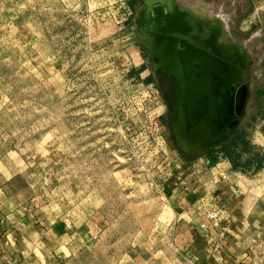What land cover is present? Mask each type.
I'll use <instances>...</instances> for the list:
<instances>
[{"label": "rangeland", "instance_id": "rangeland-1", "mask_svg": "<svg viewBox=\"0 0 264 264\" xmlns=\"http://www.w3.org/2000/svg\"><path fill=\"white\" fill-rule=\"evenodd\" d=\"M120 1L89 0L86 8L98 12L93 17L83 1L78 14L70 0L0 6V180L14 173L8 193L33 198L52 215L75 216L94 207L104 212L109 226L94 256L85 251L76 264L109 263L131 242L164 233L173 216L168 200L177 194L172 188L183 178L181 160L209 158L220 171L246 178L258 177L264 162L260 2L177 0L196 15L199 27L213 16L223 40L243 53L227 60L240 70L238 81L218 92V102L194 110V120L203 112L210 126L199 150L183 154L172 124L177 79L153 66L152 49L136 30L146 3L137 0L127 18L116 22L111 13ZM159 40L154 35L152 41ZM126 41L130 53L141 50V69L127 72L130 60L121 46ZM204 123L198 134L206 133ZM170 257L173 264H201L179 251Z\"/></svg>", "mask_w": 264, "mask_h": 264}, {"label": "crops", "instance_id": "crops-1", "mask_svg": "<svg viewBox=\"0 0 264 264\" xmlns=\"http://www.w3.org/2000/svg\"><path fill=\"white\" fill-rule=\"evenodd\" d=\"M17 1L0 0V6L13 8ZM80 1L88 7L89 0L69 3L77 14ZM93 1V5L100 2ZM136 1H120L111 13L114 21L123 22ZM258 2L264 8V0ZM103 6L110 9L113 5ZM86 9L90 17L98 13ZM130 43L126 41L121 46L130 60L127 71H136L144 60L138 61L141 50L137 48V55L130 58ZM181 162L187 189L172 188L177 194L168 200L173 216L164 233L149 242H131L118 253L119 259L106 264H173L170 255L178 251L201 264H264V254H258L260 248L264 250V162L256 178H246L234 170L220 171L209 158ZM13 174L0 180L4 183L0 185V264H76L85 251L87 256H94L93 250L109 226L104 212L94 207L75 216H68L66 211L52 215L33 198L19 199L8 193L7 180ZM218 206L224 208L220 212L224 219L212 224L205 212ZM200 221L207 223V228L200 227ZM220 229L223 236L216 240Z\"/></svg>", "mask_w": 264, "mask_h": 264}, {"label": "bare ground", "instance_id": "bare-ground-1", "mask_svg": "<svg viewBox=\"0 0 264 264\" xmlns=\"http://www.w3.org/2000/svg\"><path fill=\"white\" fill-rule=\"evenodd\" d=\"M145 1L136 30L153 51V65L171 70L177 79L179 92L172 116L176 146L183 154L196 152L209 130L210 118L202 112L195 122L194 110L198 104L218 102L222 97L217 95L218 92L238 81L240 70L231 67L227 60H239L238 53L242 55V50L238 45L223 40L213 16L200 28L196 15L180 8L177 0ZM159 6L162 11L158 14L155 9L160 11ZM156 34L161 36V40L153 42ZM226 118L223 117L224 120ZM202 123L207 128L206 133L198 134Z\"/></svg>", "mask_w": 264, "mask_h": 264}, {"label": "built area", "instance_id": "built-area-1", "mask_svg": "<svg viewBox=\"0 0 264 264\" xmlns=\"http://www.w3.org/2000/svg\"><path fill=\"white\" fill-rule=\"evenodd\" d=\"M178 177L180 178V176H178ZM43 183H45V182H43ZM179 186L183 187L182 189H187V182L185 181L184 177L179 180ZM191 190H192V188H191ZM232 191L234 193L235 192V189H233ZM223 210H224V208L221 207V206L212 208V209H210V210H208V211L205 212V217H206L207 220H210V223L214 224V222H218L219 220L224 219L223 215H221V213H220ZM199 225L202 228H207V226H208V224L205 223L204 221H200L199 222ZM222 236H223V232H222V229H220L217 232L216 240H218Z\"/></svg>", "mask_w": 264, "mask_h": 264}, {"label": "trees", "instance_id": "trees-1", "mask_svg": "<svg viewBox=\"0 0 264 264\" xmlns=\"http://www.w3.org/2000/svg\"><path fill=\"white\" fill-rule=\"evenodd\" d=\"M134 57H135V53H130V58H132V59H134ZM141 67H143V65H140L139 67H138V69H141ZM127 72H132V70L130 69V70H128ZM263 130H262V132H263V134H264V128H262ZM259 168V164L257 163L256 165H255V169H258Z\"/></svg>", "mask_w": 264, "mask_h": 264}, {"label": "water", "instance_id": "water-1", "mask_svg": "<svg viewBox=\"0 0 264 264\" xmlns=\"http://www.w3.org/2000/svg\"><path fill=\"white\" fill-rule=\"evenodd\" d=\"M157 6H155V8H156ZM160 7V11H156V9H155V12H157L158 14L159 13H161V11H162V7L161 6H159ZM201 28V27H200ZM160 36V35H159ZM160 39H161V36H160ZM153 51L151 50V61H153ZM152 64H153V62H152ZM154 66V65H153ZM156 66H159V65H156ZM155 67V66H154ZM160 67H162V66H160ZM163 68V67H162ZM165 69V68H164ZM232 86H230V88H231Z\"/></svg>", "mask_w": 264, "mask_h": 264}]
</instances>
